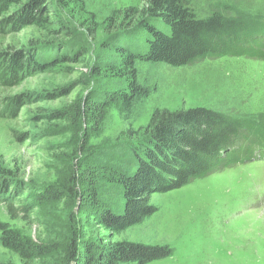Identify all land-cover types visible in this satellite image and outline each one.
Masks as SVG:
<instances>
[{"label":"rangeland","instance_id":"1","mask_svg":"<svg viewBox=\"0 0 264 264\" xmlns=\"http://www.w3.org/2000/svg\"><path fill=\"white\" fill-rule=\"evenodd\" d=\"M50 1L45 28L12 31L1 28L5 23L0 19V52L28 51L35 58L32 64L48 65L29 68L19 81L0 82V165L13 170L22 186L33 181L36 188L67 182L74 171L88 181L96 172V147L105 140L114 143L128 127L115 108L108 110L103 123L80 116L78 108L90 96L103 98L116 86L111 77L94 73L101 47L89 26H100L98 36L105 35L101 24L113 10L141 0ZM191 5L200 17L220 8L264 28V0H192ZM33 44L39 47L29 51ZM81 50H88L86 57ZM103 55L108 58L111 53L103 50ZM138 68L151 94L136 107V127L145 125L156 107L196 106L264 127V56L209 57L180 67L139 61ZM56 109L70 112V119L46 117ZM258 135L263 142L247 147L254 156L182 188L154 193L151 201L158 211L114 239L173 248L172 255L149 264H264V132ZM18 190L0 200V222L33 240L48 241L62 232L68 205L89 238L102 234L92 223L93 207L84 199L64 200L60 208L53 202L33 208L30 187L23 193ZM0 264L25 263L0 240Z\"/></svg>","mask_w":264,"mask_h":264},{"label":"trees","instance_id":"2","mask_svg":"<svg viewBox=\"0 0 264 264\" xmlns=\"http://www.w3.org/2000/svg\"><path fill=\"white\" fill-rule=\"evenodd\" d=\"M50 2L0 0V19L5 23L1 28H45L50 22ZM191 2L141 0L113 10L101 24L105 35L103 32L98 36L100 26H89L101 47L94 73L111 77L116 86L103 98L90 96L78 113L103 123L108 110L115 108L128 127L114 143L105 140L96 147V172L88 181L74 171L67 182L43 183L36 188L31 181L22 186V179L13 170L0 165V200L16 193L19 187L21 193L30 187L28 196L33 199V208L46 207L50 202L60 208L64 200L84 199L93 207L91 222L102 232L99 237L89 238L69 205L62 216V232L48 241H35L8 222H0L2 244L25 264H149L169 257L173 253L170 245L114 237L158 211L151 201L154 193L182 188L242 162L254 156L247 150L248 144L263 142L258 134L264 132V127L205 106L156 107L145 125H134L137 105L151 94L150 87L139 79V61L180 67L209 57L242 53L264 56V28L220 8L200 17ZM36 47L39 45H31L29 51ZM103 50L111 56L105 58ZM81 51L80 55L86 57L88 50ZM34 60L28 51L0 52V82L19 81L29 68L48 66L34 65ZM46 117L69 120L70 112L49 110ZM249 135H253L252 140Z\"/></svg>","mask_w":264,"mask_h":264}]
</instances>
